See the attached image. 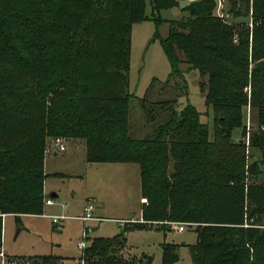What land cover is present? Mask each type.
I'll use <instances>...</instances> for the list:
<instances>
[{
    "label": "trees",
    "instance_id": "16d2710c",
    "mask_svg": "<svg viewBox=\"0 0 264 264\" xmlns=\"http://www.w3.org/2000/svg\"><path fill=\"white\" fill-rule=\"evenodd\" d=\"M181 1L151 0L149 17L147 0H0V248L3 214L18 225L22 215L44 214L47 140L60 135L85 140L88 162L141 169L144 221L127 222L112 237L88 236L86 264H143L118 254L126 233L172 230L169 222L197 232L193 264H264V0H252V39L248 29L235 39L237 25L213 15V0H192L180 20L161 16ZM230 1V13L247 15L249 0ZM145 20L169 22L168 35L154 38L170 62L167 83L184 79V63L208 75L200 86L214 112L212 134L193 104L177 110L169 100L149 105L143 97L154 130L131 136L132 29ZM249 84L258 127L250 146L262 150L260 161L245 141L233 140L237 127L246 135ZM178 248L165 243L162 264H175ZM142 258L153 264L152 256ZM38 259L60 264L52 254Z\"/></svg>",
    "mask_w": 264,
    "mask_h": 264
},
{
    "label": "rangeland",
    "instance_id": "374dc122",
    "mask_svg": "<svg viewBox=\"0 0 264 264\" xmlns=\"http://www.w3.org/2000/svg\"><path fill=\"white\" fill-rule=\"evenodd\" d=\"M192 0H189L191 2ZM215 9L213 15L219 17L230 25H237L235 39L242 31H249L250 39L253 32L249 30L252 0H249L246 8V16H236L229 12L230 0H213ZM246 7V6H245ZM151 0L146 3V16H151ZM189 15L186 8L180 7L161 10V16L168 20H180ZM246 29V30H245ZM166 37L169 33V22L157 25L153 20L137 22L132 29V49L130 59V91L134 94L130 109V134L134 138L151 136L155 123L148 121L142 109L140 99L146 97L147 103L169 100L173 102L177 110H181L187 103L193 104L201 113V121L207 122L211 134L214 126V112L212 107L205 103L206 90L200 86L204 82L207 86L208 75L202 76L198 70L190 69V65L182 64L184 79L174 78L169 83L171 67L167 55L161 45L160 39H154L155 34ZM187 84V88L185 87ZM248 97V105L244 107V120L246 135L243 128L237 127L233 131V140L245 141L248 152L253 159L260 161L263 152L260 148L250 146L248 139L251 134L258 131L257 113L251 106V84L244 89ZM61 137L66 144V150L59 155L52 154L55 150L54 139ZM249 163L252 162L250 158ZM264 169V163H261ZM45 172L48 174L46 187L48 191L58 193L52 205H46L45 215L22 216V224L18 225L13 215L3 214V240L10 252L20 253L15 256L23 260L39 262L45 254L58 255L60 260L64 257V264H86L84 252L78 247V242L83 238L84 226L77 217L82 215L87 200L96 204L95 215L106 218H122L123 224L129 225L136 222L142 216L143 204L141 187V169L138 163H91L86 160V143L83 139H75L66 136H52L47 140L44 162ZM174 170V162L169 165V171ZM66 175L62 178L59 173ZM51 174V175H50ZM263 176L251 179L261 181ZM45 192V187H44ZM52 192V193H53ZM46 195V192H45ZM97 199L93 198V196ZM51 198V192L46 197ZM98 200V201H97ZM46 201V199H45ZM146 201V199L144 200ZM97 202H101L103 210H99ZM51 215L61 217V220L53 223ZM89 221L90 227H97L91 232V238L96 236L112 237L121 232L123 225L112 219ZM172 230L158 229L156 227L133 228L126 233L127 246L118 247V254L125 259H133L135 262L147 263L141 257L149 255L153 257V264H162L163 245L165 243L178 244L179 260L175 264H193L192 253L189 245L197 240V232L187 228L180 232L175 230L172 222H169ZM90 233V231H89ZM92 240L88 241L90 245ZM42 254V255H35ZM63 256V257H61ZM33 263V264H35Z\"/></svg>",
    "mask_w": 264,
    "mask_h": 264
},
{
    "label": "built area",
    "instance_id": "2783aa9c",
    "mask_svg": "<svg viewBox=\"0 0 264 264\" xmlns=\"http://www.w3.org/2000/svg\"><path fill=\"white\" fill-rule=\"evenodd\" d=\"M249 26H250V30L252 31L254 27V22H253L252 17H251ZM248 142H250V138L248 139ZM54 143H55L56 152H64L66 150V144L61 137H56L54 139ZM45 203L46 205H52L54 203V199L47 197ZM95 209H96V204L92 200H90L87 202L83 215L78 216L77 218L82 220L84 223H87L89 221L102 220L101 217L95 215ZM49 217H51L53 223L55 224H57L61 220V217H58L55 215H51ZM172 225H174V227L178 231L182 232V231H185L187 228H189L190 223L172 222ZM88 236H89L88 227L85 226L83 229V238L82 240L78 242V247L82 251H84L85 248L87 247ZM0 264H33V263L30 260H23L22 258H19V257L10 256L7 254L4 248L1 247L0 248Z\"/></svg>",
    "mask_w": 264,
    "mask_h": 264
},
{
    "label": "crops",
    "instance_id": "0c3cea01",
    "mask_svg": "<svg viewBox=\"0 0 264 264\" xmlns=\"http://www.w3.org/2000/svg\"><path fill=\"white\" fill-rule=\"evenodd\" d=\"M59 153L60 152H58V153H56V151L54 150L53 151V153L52 154H54V155H59ZM106 163H111V162H106ZM113 163V162H112ZM55 173H59V175H53V174H55ZM51 175V174H50ZM52 175L53 176H61L62 178L66 175L65 173H63V172H53L52 173ZM46 180H47V178H46ZM45 192H46V195H49L50 194V192H51V194H52V190L51 191H48V189H47V187H46V181H45ZM54 193H56V192H54ZM56 194H58V193H56ZM49 197V196H48ZM58 197H59V195H58ZM93 198H96L97 199V195H96V197L95 196H93ZM53 199V198H52ZM144 200L145 199H143V197H142V199H141V202H142V204H143V202H144ZM88 201H90V200H87V202ZM98 201V200H97ZM87 202H86V204H85V206H84V209H83V212H82V215H83V213H84V210H85V207H86V205H87ZM94 202V201H93ZM97 206H98V209L99 210H103V205H102V203L101 202H97ZM8 215H11V214H8ZM8 215H5V216H8ZM42 215H45V213L44 214H42ZM22 216H32V215H29V214H26V215H22ZM79 216H81V215H79ZM101 218H106V217H102L101 216ZM78 219V218H77ZM106 219H112V220H117V221H119L122 225H124L123 223L125 222V220H128V219H122V218H106ZM78 220H80V219H78ZM23 221V220H22ZM80 221H82V220H80ZM139 221H144V219H143V216H141V218L139 219ZM88 223V222H87ZM87 223H84L83 221H82V224H83V226L85 227H88V232L90 231V233H89V236H91V232H94L95 230H96V226H95V224H93V225H91L90 227L87 225ZM175 230H177L176 228H175ZM178 231V230H177ZM183 232V231H182ZM3 248H4V250L7 252V254L8 255H10V256H20V255H22V254H20V253H15V252H10L8 249H7V246H5V243H4V240H3V246H2ZM35 255H42V254H35ZM45 255H48V254H45ZM53 255V254H52ZM56 256H58V255H56ZM61 257H63V256H61ZM65 258V257H64ZM64 258L62 259V260H60V264H64V262H65V260H64Z\"/></svg>",
    "mask_w": 264,
    "mask_h": 264
},
{
    "label": "water",
    "instance_id": "95a60500",
    "mask_svg": "<svg viewBox=\"0 0 264 264\" xmlns=\"http://www.w3.org/2000/svg\"><path fill=\"white\" fill-rule=\"evenodd\" d=\"M189 4H190L189 0H182V1L180 2V8H181V9H184V8H186ZM241 7H244V4H243V3H241ZM56 153H58V152H56ZM57 197H58V194H56V193H54V192L51 194V198L55 199V198H57Z\"/></svg>",
    "mask_w": 264,
    "mask_h": 264
}]
</instances>
